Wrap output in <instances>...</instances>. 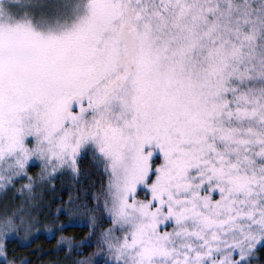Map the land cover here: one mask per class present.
Listing matches in <instances>:
<instances>
[{
  "label": "snow or ice",
  "instance_id": "1",
  "mask_svg": "<svg viewBox=\"0 0 264 264\" xmlns=\"http://www.w3.org/2000/svg\"><path fill=\"white\" fill-rule=\"evenodd\" d=\"M70 229L66 264H264V0H0V264Z\"/></svg>",
  "mask_w": 264,
  "mask_h": 264
},
{
  "label": "trees",
  "instance_id": "2",
  "mask_svg": "<svg viewBox=\"0 0 264 264\" xmlns=\"http://www.w3.org/2000/svg\"><path fill=\"white\" fill-rule=\"evenodd\" d=\"M65 199L67 197L65 196ZM54 219V218H53ZM61 221L63 220V217L60 218ZM49 225L46 227L40 229L41 231L47 232L51 227L52 223L51 221L48 222ZM35 230V229H34ZM80 230L79 229H70L68 232L65 233H58L56 236V239H45L40 238L38 240H35L32 244L28 245L25 243L21 238L20 243L13 242L10 247L15 249L14 255L20 257L23 259L31 260L32 264H46L53 261H60L64 260L65 253L63 252H55L52 251L57 246V240L60 238V235H79ZM21 237L23 234H20ZM39 248L42 250V252H36V249ZM90 251V250H89ZM56 253L58 256H56ZM64 263L66 264L65 260ZM17 264H20V261H17Z\"/></svg>",
  "mask_w": 264,
  "mask_h": 264
},
{
  "label": "rangeland",
  "instance_id": "3",
  "mask_svg": "<svg viewBox=\"0 0 264 264\" xmlns=\"http://www.w3.org/2000/svg\"><path fill=\"white\" fill-rule=\"evenodd\" d=\"M47 225H49L48 224V222L45 224V226L44 227H46ZM39 227V226H38ZM33 231H35V230H33ZM21 234H23L22 235V237L21 238H23L22 240L25 242V243H27V239L29 238V236H30V234H28V235H25L24 233H21ZM56 256H58V254L56 253ZM64 258V257H63ZM46 264H65L64 263V260H60V261H53V262H48V263H46Z\"/></svg>",
  "mask_w": 264,
  "mask_h": 264
}]
</instances>
